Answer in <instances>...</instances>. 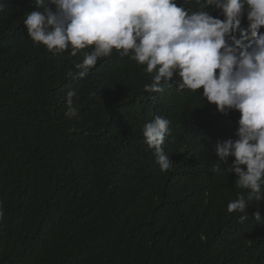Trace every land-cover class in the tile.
Listing matches in <instances>:
<instances>
[{
	"label": "trees",
	"instance_id": "1",
	"mask_svg": "<svg viewBox=\"0 0 264 264\" xmlns=\"http://www.w3.org/2000/svg\"><path fill=\"white\" fill-rule=\"evenodd\" d=\"M0 6V264H264L258 202L240 223L226 210L240 191L229 166L214 172L215 146L238 113L221 115L174 85L146 93L150 76L115 53L69 79L81 57L52 55L27 36L34 0ZM156 115L171 121L166 173L142 134ZM258 210L264 218V201Z\"/></svg>",
	"mask_w": 264,
	"mask_h": 264
},
{
	"label": "clouds",
	"instance_id": "2",
	"mask_svg": "<svg viewBox=\"0 0 264 264\" xmlns=\"http://www.w3.org/2000/svg\"><path fill=\"white\" fill-rule=\"evenodd\" d=\"M23 26L35 46L52 55L81 57L67 72L83 79L98 61L113 54L128 57L150 76L149 94L174 85L195 93L203 104L227 116L238 113L232 136L218 141L214 172L227 164L236 198L226 206L239 222L251 217L264 225V0H34ZM195 5L189 8L188 5ZM2 11V6H0ZM77 91L65 98L66 117L78 116ZM171 121L156 115L142 134L161 172L173 161L165 151ZM231 158V163L227 161ZM0 205V221L4 219Z\"/></svg>",
	"mask_w": 264,
	"mask_h": 264
}]
</instances>
